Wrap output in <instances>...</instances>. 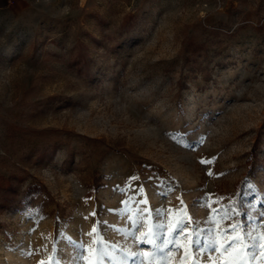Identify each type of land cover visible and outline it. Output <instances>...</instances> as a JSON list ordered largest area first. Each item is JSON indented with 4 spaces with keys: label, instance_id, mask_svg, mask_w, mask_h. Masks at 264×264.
<instances>
[{
    "label": "rangeland",
    "instance_id": "1",
    "mask_svg": "<svg viewBox=\"0 0 264 264\" xmlns=\"http://www.w3.org/2000/svg\"><path fill=\"white\" fill-rule=\"evenodd\" d=\"M21 1L0 0V264H264V0Z\"/></svg>",
    "mask_w": 264,
    "mask_h": 264
},
{
    "label": "trees",
    "instance_id": "2",
    "mask_svg": "<svg viewBox=\"0 0 264 264\" xmlns=\"http://www.w3.org/2000/svg\"><path fill=\"white\" fill-rule=\"evenodd\" d=\"M208 56L207 44L205 42L198 43L194 35H187L182 43V50H181V59L185 65L191 66L193 71H199L202 69L201 66V59L206 58ZM57 148H54L52 151H49L47 148L44 149V152L41 154L49 155L47 157L52 158L53 155L56 153ZM13 176L5 177L0 176V191H2L3 195H8L9 198H12L11 203H7L3 205V208H10L17 200L16 195V188L13 185ZM100 182H98V185ZM5 184V186H3ZM99 186L93 188L92 190L95 191L98 189ZM39 186L30 184L28 185L25 190L22 192L23 197H27L32 191L39 190Z\"/></svg>",
    "mask_w": 264,
    "mask_h": 264
},
{
    "label": "snow or ice",
    "instance_id": "3",
    "mask_svg": "<svg viewBox=\"0 0 264 264\" xmlns=\"http://www.w3.org/2000/svg\"><path fill=\"white\" fill-rule=\"evenodd\" d=\"M187 147H191V145H187ZM202 163H203V161H202ZM149 242L150 243H154V241H149ZM169 243H172V241L171 240L165 241V245L164 246H166Z\"/></svg>",
    "mask_w": 264,
    "mask_h": 264
},
{
    "label": "crops",
    "instance_id": "4",
    "mask_svg": "<svg viewBox=\"0 0 264 264\" xmlns=\"http://www.w3.org/2000/svg\"><path fill=\"white\" fill-rule=\"evenodd\" d=\"M25 3V0H22L21 2H19L17 5H18V8L19 9H22L23 5Z\"/></svg>",
    "mask_w": 264,
    "mask_h": 264
}]
</instances>
